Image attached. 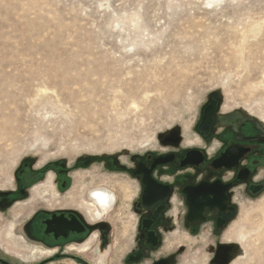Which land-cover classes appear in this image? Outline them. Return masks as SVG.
I'll return each mask as SVG.
<instances>
[{"label":"rangeland","instance_id":"rangeland-1","mask_svg":"<svg viewBox=\"0 0 264 264\" xmlns=\"http://www.w3.org/2000/svg\"><path fill=\"white\" fill-rule=\"evenodd\" d=\"M213 91L224 115L264 136V0H0V190L25 159L131 163L174 128L199 145L189 135ZM134 194L120 204L113 264ZM238 199L228 227L198 230L179 264H212L221 243L235 246L229 264H264V192Z\"/></svg>","mask_w":264,"mask_h":264},{"label":"flooded vegetation","instance_id":"flooded-vegetation-1","mask_svg":"<svg viewBox=\"0 0 264 264\" xmlns=\"http://www.w3.org/2000/svg\"><path fill=\"white\" fill-rule=\"evenodd\" d=\"M220 108L214 97L202 106L195 136L189 135L199 145H185L178 129L161 138L159 150L131 156V163L111 156L36 166L25 159L12 187L0 190V209L16 212L8 214L10 242L0 244V264H113L116 220L127 217L119 209L132 187L134 223L122 242V264H179L185 250L194 254L198 230L220 234L237 217L242 194L253 199L264 192V136Z\"/></svg>","mask_w":264,"mask_h":264},{"label":"water","instance_id":"water-1","mask_svg":"<svg viewBox=\"0 0 264 264\" xmlns=\"http://www.w3.org/2000/svg\"><path fill=\"white\" fill-rule=\"evenodd\" d=\"M211 97H214L218 100L221 98L218 91L211 92L209 98H211ZM213 112H214V110L211 112L206 111V113H205L206 115L200 123L199 128L201 130L205 131L209 127V125L211 123V113H213ZM177 130H178L177 128H174L169 133L174 137L178 132ZM82 158H84V156ZM228 220H229V218L228 219H219L217 224H218V226H222L224 223H227ZM235 250L236 249H235V246L233 244H224V243L218 244L216 249H215L214 256L212 258V264H229L230 260L233 257Z\"/></svg>","mask_w":264,"mask_h":264},{"label":"bare ground","instance_id":"bare-ground-1","mask_svg":"<svg viewBox=\"0 0 264 264\" xmlns=\"http://www.w3.org/2000/svg\"><path fill=\"white\" fill-rule=\"evenodd\" d=\"M188 143V142H187ZM192 143V142H191ZM189 144V143H188ZM187 144V145H188ZM263 213V212H262ZM264 216V215H263ZM262 236H264L263 234H261ZM245 238H246V235H240L239 237H238V243L239 244H242L243 245V241L245 240ZM244 246V245H243Z\"/></svg>","mask_w":264,"mask_h":264}]
</instances>
